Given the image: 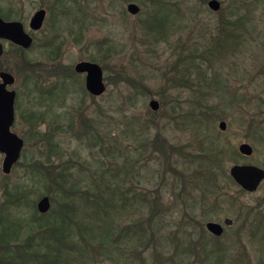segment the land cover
<instances>
[{
	"label": "trees",
	"instance_id": "trees-1",
	"mask_svg": "<svg viewBox=\"0 0 264 264\" xmlns=\"http://www.w3.org/2000/svg\"><path fill=\"white\" fill-rule=\"evenodd\" d=\"M149 1L150 8L140 25L143 39L154 44H170L181 28L176 20L184 16L172 1ZM200 1L207 5L208 0ZM57 3L60 5L63 1ZM186 8L189 12V7ZM221 14L214 34L208 33L205 27L197 39L191 37L189 44L181 45L170 70L174 76L182 77L173 78L174 83L167 81L172 83L171 88L180 86L191 93L184 103L178 99L173 101L171 110L179 114L183 125L187 126L185 129L192 131L194 143L183 147L168 145L159 133H153L150 123L135 115L125 118L124 129H121L122 123L118 127L119 122L109 110L112 105L106 109L95 107L96 114L83 117L77 123L78 128H75L72 111L68 112L70 118L64 120L53 106L49 105L50 110L45 111L30 107L24 119L28 125L23 136L24 149L14 165L15 168L20 166L23 174L12 186H3L0 264H94L100 258L119 264H145L141 254L148 250L154 262L150 264H183L175 261L174 254L163 257V252L157 250L158 246L162 248L163 215L168 210L162 208L159 190L148 193L139 190V185L133 190L126 187L128 177L134 176L140 162V169H149L150 159L143 156L148 153L156 154L162 177L166 172L174 175L173 189L179 190L177 198L185 195L181 198L190 202L187 219L181 220L180 226L196 228L199 234L195 241L185 235L182 238L172 235L170 240L182 250L193 246L208 256L213 255L214 264L225 261L226 251L214 252L203 238L204 234L209 235L203 218L216 212L225 194L218 185V177L224 176L223 149L218 147L217 141L207 138L202 129L208 131L206 123L215 117L232 116L246 124L254 135L264 138L261 133L264 127L254 119L256 114L264 115V96L250 97L251 94L239 92L221 77L219 69L212 68L215 61L222 60L236 73L239 71L238 60L232 57L240 55L249 42V30L257 24L259 16H264V0H233L228 11ZM178 43L179 40L177 47ZM99 45L104 47L108 43ZM261 47L264 49V43ZM106 48L108 53L112 51L111 46ZM58 81H63L61 87L55 84L42 94L54 100L57 91L69 93L67 78ZM29 92L34 100L38 98V92L32 89ZM82 94L85 96L86 91ZM136 97L137 92L128 94L124 103L133 107ZM164 100L162 106L167 104ZM253 102L255 105L250 107ZM60 135H69L81 148L89 150V155L83 156L80 149H75L71 152L73 156L65 157ZM124 138L132 140L127 147L122 145ZM132 145H136L134 150L130 149ZM133 151L138 154L134 160ZM226 179L227 183L235 185L231 178ZM34 185L43 190L39 196L43 194L50 200L51 207L45 214L38 213L34 202H29L31 195L36 196ZM126 219L131 223L125 224Z\"/></svg>",
	"mask_w": 264,
	"mask_h": 264
},
{
	"label": "rangeland",
	"instance_id": "rangeland-1",
	"mask_svg": "<svg viewBox=\"0 0 264 264\" xmlns=\"http://www.w3.org/2000/svg\"><path fill=\"white\" fill-rule=\"evenodd\" d=\"M168 1L177 4L184 16L176 20L181 28L173 35L170 44L163 42L154 44L143 39L144 36L140 30L141 21L150 8L149 0H64L55 9L61 12L60 19L54 20L48 13L42 29L34 33L28 28L31 16L41 7V4L49 10L52 0H0V14L8 18L10 4V20L22 22L25 31L33 34L34 41L27 50L6 44L5 53L0 58V69L10 72L15 78L11 89L16 91L17 97L15 122L11 131L22 139L23 136L25 137L28 128L24 121L25 115L27 116L30 107L33 106L42 111L50 110L49 105L53 106L57 108L56 113L59 112L64 120L66 117L70 118L68 114L72 111L75 128H78L77 123L83 117L89 118L91 113L96 114L95 107L106 109L112 105L109 110L113 111V117L119 122L118 127L122 123L121 129H124L125 118L135 115L145 123H150L153 133H159L168 145L183 147L188 143H194L192 131L186 130L187 126L183 125L184 122L179 114L176 115L171 110L173 101L178 99L184 103L191 93L187 88L180 86L171 88L174 83L173 78L178 77V80L182 75L174 76L170 69L178 58L177 53L180 52L181 45L189 44L188 39L191 37L197 39L200 31L205 27L209 29L208 33H215L221 13L223 12L224 15L228 11L233 0H217L221 5L217 12L210 11L207 5H202L200 0ZM131 3L139 8L135 15L126 10L127 5ZM186 6L189 7V12L186 11ZM257 19V24L252 26L253 29L249 28L251 33L247 35L249 42L241 49L237 58L232 57L238 60L239 71L236 73L234 69L228 67V64H223L222 60L215 61L212 68L219 69L221 77L227 80L230 86L238 88L239 92L251 94L250 97L259 95L262 98L264 96V49L261 44L264 43V16H259ZM177 40L180 42L178 47ZM102 42L108 43L112 51L109 53L105 51L108 46L101 47L99 44ZM92 58H94L93 61ZM81 61L93 62L103 71L106 90L101 96L94 97L95 100L87 93L85 96L82 94L86 91L83 83L84 75L74 73V66ZM62 77L67 78L66 86L69 93L57 91L54 100H50L49 95L42 94L53 88L55 84L61 87L63 81L58 80H62ZM168 80L172 83H167ZM30 89L34 93L38 92L36 100L29 92ZM135 92H137L136 102L133 107H129L124 100L126 95ZM162 99L167 100L164 106H162ZM151 100L159 104V109L155 112L149 108L148 104ZM254 105L255 102L250 107ZM256 115L254 116L256 123L264 127V115ZM236 119L232 116H221L218 119L215 117L213 121L209 120L206 123L208 131L202 129L204 133L206 132L207 138L217 141L218 147L223 149L224 176L218 177V185L225 194L221 197V203L216 212L203 218L202 222L203 224L216 222L223 226V219L232 220L231 226L223 227L222 236L214 237L207 234L205 237L204 234L203 238L208 241L207 244L215 250L214 252L226 251L228 256L226 255L225 261L221 264H264V180L255 192L247 193L236 184L227 183L226 179L230 178L229 170L234 165L262 167L264 138L262 140L258 135H254L248 130L246 124L243 125ZM221 121L225 122V130H220L218 127ZM44 128L45 126L42 127ZM261 133L264 135V130ZM60 136L66 153L65 157L73 156L71 152L75 149H80L83 156L89 155V150L81 148L76 140L69 138V135ZM129 142L132 143V140L124 138L122 145L127 147ZM242 143L252 147L253 153L250 157L240 155L238 147ZM135 147L136 145H132L130 149ZM131 154H133V160L138 158V154L134 151ZM143 156L150 159V161L147 159L149 169L148 167L140 169L139 161L137 170L133 173L135 177L132 175L128 177L126 187L133 190L136 185H139V190L142 189L148 193L158 189L162 208H168L163 215L161 231L163 233L160 241L162 248L158 246L157 250L163 252V257L174 254L175 261L183 264H214L213 255L208 256L205 251L193 246L182 250L183 248L175 241L170 240L172 235L176 238H182V235H185L184 237L191 241L198 238L196 228L180 226L181 220L187 219L186 214L189 212L187 206L190 202L181 198L185 195L177 198L179 190L173 189L175 178L172 173H163L162 177L160 174L162 167L156 161V154L148 153ZM2 160L3 155L0 154V185H2L0 186V203L3 201V186L5 184L12 186L23 174L20 166L13 167L8 175L2 174ZM133 177L135 179H132ZM25 179L30 184L29 179ZM34 186L33 191H36V196L31 195L29 202L33 201L36 207L37 202L43 197V194L39 196L43 190L38 185ZM25 212L27 211L23 209L24 215L28 216ZM124 223L129 224L131 220L126 219ZM155 223L159 225L158 221ZM141 256L145 264L153 262L150 250ZM94 264L119 263L100 258Z\"/></svg>",
	"mask_w": 264,
	"mask_h": 264
},
{
	"label": "water",
	"instance_id": "water-1",
	"mask_svg": "<svg viewBox=\"0 0 264 264\" xmlns=\"http://www.w3.org/2000/svg\"><path fill=\"white\" fill-rule=\"evenodd\" d=\"M207 7L211 11H218L221 7L217 0H209ZM127 12L135 15L139 8L135 4H128ZM44 11L36 12L30 19V29L36 31L42 26ZM0 40L9 41V43L23 49H29L32 45L31 36L26 33L23 24L18 21H10L9 23L0 18ZM4 53V48L0 42V57ZM74 73L84 75V88L86 93L93 97L101 96L106 90L102 69L93 62L81 61L74 66ZM15 78L11 73L0 72V154L3 155L1 164V172L8 175L12 167L19 161L21 152L24 147V140L16 133L11 131L15 121V100L16 92L12 88ZM149 108L152 111L159 109V104L155 100L149 102ZM219 129L225 130L224 121L219 123ZM240 155L250 157L253 153L252 147L247 143H242L238 147ZM229 176L233 182L243 191L253 193L257 190L261 182L264 180V159L262 167L255 165H234L229 170ZM50 209V200L47 196H43L36 204V210L40 214H45ZM223 225L229 227L232 220L223 219ZM205 229L208 233L215 237L223 234V226L216 222H207Z\"/></svg>",
	"mask_w": 264,
	"mask_h": 264
},
{
	"label": "flooded vegetation",
	"instance_id": "flooded-vegetation-1",
	"mask_svg": "<svg viewBox=\"0 0 264 264\" xmlns=\"http://www.w3.org/2000/svg\"><path fill=\"white\" fill-rule=\"evenodd\" d=\"M64 1V0H63ZM68 1V0H67ZM69 1H72V0H69ZM57 2H59V0H52V2H51V4H50V9L48 10V8L46 7V6H43V4H41V7L39 8V9H37L34 13H33V15L36 13V12H38V11H40V10H42V11H44V18H43V21H42V26H41V28L40 29H42V27H43V24H44V21L46 20V18H47V16H48V13L50 14V17L52 16V18L54 19V20H59L60 19V16L62 15L61 14V12H59V11H55V9L58 7V6H60V5H58V3ZM52 11H53V13H52ZM60 13V14H59ZM32 15V16H33ZM59 15V16H58ZM31 16V17H32ZM57 16L59 17V18H57ZM0 18L3 20V21H6V22H10V21H13V20H10V4H9V6H8V18L7 17H5V16H3V15H1L0 14ZM31 19V18H30ZM19 22V21H18ZM22 23V22H21ZM29 23H30V20H29V22H28V28L30 29V25H29ZM23 24V23H22ZM23 27H24V24H23ZM24 29H25V27H24ZM39 29V30H40ZM31 31H33L32 33H34V32H37V31H39V30H36V31H34V30H32V29H30ZM27 33V32H26ZM29 34L30 36H31V38H32V40H33V34ZM0 42L2 43V45H3V48H4V46L7 44V45H12L11 43H9V41H6V40H0ZM34 42V41H33ZM33 42H32V45H33ZM13 46H15V45H13ZM4 53H5V48H4ZM4 53H3V55H4ZM2 55V56H3ZM1 56V57H2ZM0 57V58H1ZM8 72V71H6V70H4V69H0V72ZM8 73H10V72H8ZM9 90H10V88H8Z\"/></svg>",
	"mask_w": 264,
	"mask_h": 264
}]
</instances>
